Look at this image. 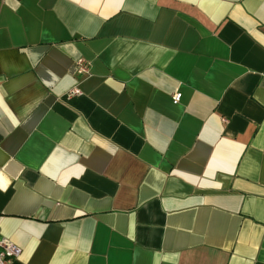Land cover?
<instances>
[{
    "label": "crops",
    "instance_id": "obj_1",
    "mask_svg": "<svg viewBox=\"0 0 264 264\" xmlns=\"http://www.w3.org/2000/svg\"><path fill=\"white\" fill-rule=\"evenodd\" d=\"M1 238L11 264H264V0H0Z\"/></svg>",
    "mask_w": 264,
    "mask_h": 264
},
{
    "label": "built area",
    "instance_id": "obj_2",
    "mask_svg": "<svg viewBox=\"0 0 264 264\" xmlns=\"http://www.w3.org/2000/svg\"><path fill=\"white\" fill-rule=\"evenodd\" d=\"M76 71L78 74H88L90 66L87 60L84 58H78L76 60ZM80 91L77 87H73L69 90V95H77ZM181 98V92L176 91L171 95L173 103L179 102ZM21 253V248L16 246L7 238L0 239V264H11L12 260Z\"/></svg>",
    "mask_w": 264,
    "mask_h": 264
}]
</instances>
